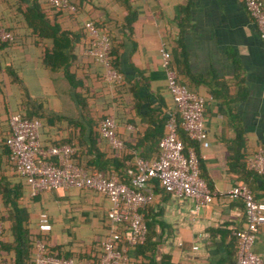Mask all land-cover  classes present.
Here are the masks:
<instances>
[{
	"label": "crops",
	"instance_id": "0c3cea01",
	"mask_svg": "<svg viewBox=\"0 0 264 264\" xmlns=\"http://www.w3.org/2000/svg\"><path fill=\"white\" fill-rule=\"evenodd\" d=\"M17 1L0 0V26L16 33L14 44L5 47L0 57V127L8 131L3 106L8 114L20 112L23 96L22 86L4 72L10 68L30 96L48 110L64 114L50 124L40 119L41 142L59 136L76 142L77 135L87 142L85 119L67 93L55 92L41 63L40 55L49 47L50 39L38 38L31 32ZM74 1L80 7L73 22L65 13L53 17L50 12L47 17L50 23L57 21L61 28L70 30L90 19L108 33L120 76L115 87H104L98 81L102 67L84 55L82 44L73 47L76 59L70 70H75L88 89L75 90L87 97L90 110H109L119 138L138 140L144 130L158 126L162 117L159 111L172 106L161 65L163 49L170 54L177 79L205 98L204 138L190 147L199 157L200 176L215 193L213 200L192 213L191 198L156 189L152 201L140 210L146 243L140 250L130 248V257L136 264H235L234 233L244 223L243 207L241 201L220 192L243 182L250 184L256 199L264 200V177L252 179L239 169L236 157L239 153L246 158L257 146L264 151V45L242 1ZM259 1L264 6V0ZM43 9L48 11L49 5L44 4ZM184 9L188 14L179 33L177 21L183 17ZM132 89L137 97L131 94ZM105 143L99 137V146L104 148ZM134 152H141L144 158L156 156L146 143L135 147ZM108 157L109 154L105 158ZM127 164L124 161L120 168L125 181L131 174ZM9 178L11 183L18 182ZM21 205L26 209L29 228H36L39 212L47 213L50 229L46 235L54 251L97 261L107 228L108 202L104 195L69 187L30 196L26 187L22 188ZM121 234L126 237L119 229V240ZM252 249L264 262V223L258 227ZM0 254L6 258L3 251Z\"/></svg>",
	"mask_w": 264,
	"mask_h": 264
},
{
	"label": "built area",
	"instance_id": "2783aa9c",
	"mask_svg": "<svg viewBox=\"0 0 264 264\" xmlns=\"http://www.w3.org/2000/svg\"><path fill=\"white\" fill-rule=\"evenodd\" d=\"M45 1L49 6L74 10L73 4L68 0ZM241 1L264 45V6L259 0ZM82 26L89 37L84 53L102 67L104 80H118L119 73L111 66V40L107 32L90 19L83 21ZM11 38V32L0 26V42ZM169 57L167 50H161L165 86L172 106L165 112V132L157 142L158 155L153 158L136 156L135 173L127 183L119 181L113 174L89 172L73 163L71 154L74 147L71 144L50 145L43 149L38 138L40 120L24 118L20 112L9 114L6 143L9 148L10 170L26 179L30 196L43 190L74 187L97 191L108 202L105 212L106 234L100 242L96 262L64 256L57 251L49 252L42 236L49 231L50 223L47 213L41 211L37 215L36 223L40 237L33 241L31 264H134L129 249L145 238L146 226L139 210L152 201L154 192L148 183L152 178L158 179L165 191L191 198L192 213L200 206L212 202L215 193L200 176L199 157L192 147H183L177 134L180 127L193 141L198 142L204 138L205 98L189 90L177 79ZM261 92L264 95V83ZM115 127L113 116L107 115L98 122V133L111 148L120 150L123 142L116 135ZM246 164L249 170L264 174V151L261 146H257L254 152L247 155ZM220 194L241 201L243 207L244 223L234 233L235 264H264L262 258L252 249L258 227L264 223V200L255 199L251 189L243 182L231 185ZM121 228L126 233L125 246L118 248L114 241Z\"/></svg>",
	"mask_w": 264,
	"mask_h": 264
},
{
	"label": "trees",
	"instance_id": "16d2710c",
	"mask_svg": "<svg viewBox=\"0 0 264 264\" xmlns=\"http://www.w3.org/2000/svg\"><path fill=\"white\" fill-rule=\"evenodd\" d=\"M17 2L19 5L18 10L23 17V21L31 29V32L38 38L50 39L49 47L45 48L40 55L41 63L45 66L48 72L55 92L67 93V95L74 101L80 111L81 117L85 119L88 132L87 142H82V138H80L79 135L76 136V142H71V139L59 136L56 139H46L44 142H41L39 139L41 147L45 149L50 145L71 144L74 147V151L71 154V160L73 163L82 166L89 172L100 171L104 175L113 174L119 181L127 183L129 178L135 173V157H144L141 152H134L135 147L146 143L149 151L154 152L156 156L158 155L157 142L165 132L164 123L165 112L167 109L162 112L159 111L162 117L157 124L158 126L144 130L138 140L128 142L122 137L121 140L123 142V147L120 150L111 148L106 139L98 133V122L109 114V110L105 108L90 110L86 100L87 97L85 98L80 92L75 90L78 87H85V85L75 70H70L72 62L76 59L75 54L72 51L73 47L82 44L85 48L88 45L89 37L82 24L70 30L69 28H61L57 21L50 23L47 17L50 12L54 14L53 17L56 15L62 16V14L65 13L63 15L73 22L80 7L79 4L74 0H68L69 3L73 4L74 10H69L64 7L49 6V10L45 11L43 5L47 3L46 1V3L39 2V0H18ZM187 14V9H184V18L182 17L181 20L177 21L179 33L185 26V23H183L182 20H186ZM8 30L11 32L12 38L0 42V57L5 47L14 44L16 40L14 29L8 28ZM84 55L94 60L91 56L87 54ZM109 57L111 66L118 72L116 69L117 57L112 40ZM4 72L22 86L23 96L20 104V113L22 117L28 119H43L47 124H50L53 120H57V118L64 116L63 113L48 110L40 101L30 96L26 87L22 84L21 80H19L17 74L13 72L12 69L10 70V68H6ZM97 79L104 87L109 86L112 88L115 87L120 80L119 78L115 81H106L102 74L97 75ZM85 90L88 89L85 87ZM131 94L133 97H137L134 89L131 90ZM3 108L5 110L4 118L7 122L9 114L6 111L5 105ZM8 132L9 129L7 131L0 127V196L3 208L2 210L0 209V220L2 222L0 231V251H3L6 254V258H3L0 254V264H31L32 244L34 239L40 236L36 228L28 227L27 212L24 206L21 205L22 188L27 187V181L23 176H19L10 170L9 148L6 143ZM115 133L117 135L116 128ZM177 134L181 139L184 148L192 146L194 141L189 139L180 127L177 129ZM236 136V140L240 144L241 140L238 135ZM99 137L106 142L104 148L100 147L98 144ZM107 154H109V157L105 158ZM236 157L239 169L251 176L252 179L264 177V174H257L247 168L246 158H244V156L237 153ZM124 161H128L126 166L131 170V174L127 181L123 180L120 172V168H122ZM9 176L14 177L18 182L15 184L11 183ZM148 183L151 185L153 192L156 189L162 188L158 179L152 178ZM248 186L250 187V184ZM123 229L124 228H121V230L125 232ZM42 238L46 244L47 250L49 252L54 251L49 246L47 235H43ZM114 243L118 248L125 246V238L123 237V234H121L120 240L117 238ZM145 243L146 234L144 240L133 248H136L137 250L143 249ZM75 258L85 257L77 255ZM131 259L133 260V263L136 264L134 259Z\"/></svg>",
	"mask_w": 264,
	"mask_h": 264
}]
</instances>
